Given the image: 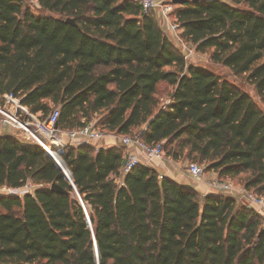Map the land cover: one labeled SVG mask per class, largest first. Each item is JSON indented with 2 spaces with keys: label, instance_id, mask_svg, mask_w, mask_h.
Masks as SVG:
<instances>
[{
  "label": "trees",
  "instance_id": "1",
  "mask_svg": "<svg viewBox=\"0 0 264 264\" xmlns=\"http://www.w3.org/2000/svg\"><path fill=\"white\" fill-rule=\"evenodd\" d=\"M37 1L41 14L0 0V103L13 93L42 118L60 106L63 130L97 116L104 133L162 143L168 157L264 197L263 109L187 62L157 13L135 0ZM173 5L181 39L246 76L264 104V0ZM160 86L169 88L165 104ZM125 149L67 144L74 187L38 144L0 133V187L34 185L0 194V264H264L254 209L161 178L151 165L124 172ZM54 182L67 192L51 190Z\"/></svg>",
  "mask_w": 264,
  "mask_h": 264
},
{
  "label": "built area",
  "instance_id": "2",
  "mask_svg": "<svg viewBox=\"0 0 264 264\" xmlns=\"http://www.w3.org/2000/svg\"><path fill=\"white\" fill-rule=\"evenodd\" d=\"M141 6L145 13L155 12L159 15L163 26L169 31L170 35L176 40V46L181 50L184 59L188 62L193 50L181 39L178 24L172 18L171 13L174 5L171 0H135ZM3 102L0 103V125H6L24 141H31L38 144L44 151L57 163L58 166H64L63 154L67 143L60 135V129L57 126L60 114V106H55L53 110L44 118L40 113L31 112L27 106L23 105L21 98L13 93L3 94ZM66 134L71 142L75 144H91L103 138L105 133L96 126L95 121L86 122L82 127L67 130ZM122 144L126 150V158L123 166L124 172H129L139 164L152 165L153 162L164 160V149L162 143L149 145L139 136H121ZM189 175L196 183V188L201 189L204 195L217 194L220 192H232L234 190L228 179H222L218 176L212 178L206 177L204 165L198 162H190L188 166ZM64 172V171H63ZM67 177L66 173H64ZM160 174V177H164ZM68 179V178H67ZM69 180V179H68ZM70 181V180H69ZM71 182V181H70ZM7 191L4 195H24L32 192L34 185L31 182L17 188L0 187ZM77 192V190H76ZM240 200L251 209H254L261 217L262 227L264 228V197L258 196L252 191L242 188L239 190ZM79 200L85 205L77 192ZM87 215V212H86Z\"/></svg>",
  "mask_w": 264,
  "mask_h": 264
},
{
  "label": "rangeland",
  "instance_id": "3",
  "mask_svg": "<svg viewBox=\"0 0 264 264\" xmlns=\"http://www.w3.org/2000/svg\"><path fill=\"white\" fill-rule=\"evenodd\" d=\"M159 1L163 2V1H169V0H159ZM24 2H25V5L33 13L41 14L43 12L41 9V6L39 5L37 0H24ZM167 32L169 33V31H167ZM191 49L193 50V53H192L191 58L188 60V62L193 63V64L198 65V66H202V67H204L208 70H211V71L215 72L216 74H219V75L223 76L224 78L228 79L229 81H231L232 83L237 85L239 88H241L243 91L247 92L264 111V104L261 101V98L258 96L254 85H252L247 80L246 76H236L227 67H225L221 64L215 63L214 61H212L211 54L209 52H207V53L198 52V51H195L192 47H191ZM168 90H169L168 87L165 88L164 86H160V90H159L158 94H159V98L163 104L167 103L169 100L168 96H167ZM98 119L99 118L96 116L92 121L96 122ZM7 129H9V128L7 127ZM9 131H12V130L9 129ZM66 131L67 130L60 129V135L62 136L63 140L67 144H75L74 142H71V140L68 138ZM138 132L139 131H137L135 134H138ZM167 157L168 156L166 155V152L164 151V158H167ZM164 162H166L165 159H164ZM175 163L177 164V167L179 169H181L184 172L189 174L188 166H189L190 161L180 162V160H176ZM206 173H207L206 177L208 179L214 177L212 172L206 171ZM226 179H228V178H226ZM228 181L231 182L234 190L231 193L230 192H224V193L227 195H235L237 197V199L239 200V203H242V201L240 200L239 190L243 188V185L240 184L236 179L232 180L229 178ZM7 193H8L7 191H4V189L0 188V194L1 195L7 194Z\"/></svg>",
  "mask_w": 264,
  "mask_h": 264
},
{
  "label": "crops",
  "instance_id": "4",
  "mask_svg": "<svg viewBox=\"0 0 264 264\" xmlns=\"http://www.w3.org/2000/svg\"><path fill=\"white\" fill-rule=\"evenodd\" d=\"M0 133L13 134L12 131H9V129H7L6 125H0ZM120 138H121V135H118L112 132H105V135L103 138L91 143V145L97 149L109 148V147H113L116 145L124 146ZM125 150H128V149L126 148ZM165 160L166 162H164V160L153 162L151 166H153L159 172V174H164L165 176L175 180L176 182L180 184H183L186 186H193L197 191L201 193V195H204L201 189L196 188V183L193 181L191 176L177 167V164L175 163L176 160H174L171 157H167L165 158ZM180 162H183V161L180 160ZM213 175L216 176L215 173H213ZM233 196L237 199L235 195ZM237 201L239 202L238 199ZM242 203L244 204L245 202H242Z\"/></svg>",
  "mask_w": 264,
  "mask_h": 264
},
{
  "label": "water",
  "instance_id": "5",
  "mask_svg": "<svg viewBox=\"0 0 264 264\" xmlns=\"http://www.w3.org/2000/svg\"><path fill=\"white\" fill-rule=\"evenodd\" d=\"M190 1H198V0H171L172 4H184V3H187V2H190ZM67 21L74 22V20L70 19V18H68ZM59 167L64 171V173H66L67 178L71 181V184L74 187H76L74 182H73V180H72L71 174H70L69 170L66 168V166L64 165V166H59ZM51 190L56 191V192H61V193H66L67 192L66 189H64L63 187L58 185L56 182H54L51 185ZM87 219H88L89 225H90V227L92 229V225H91L90 218H89L88 214H87ZM261 233H264V228L261 229ZM95 251H96L97 260H99V252H98V248H97V244L96 243H95Z\"/></svg>",
  "mask_w": 264,
  "mask_h": 264
}]
</instances>
